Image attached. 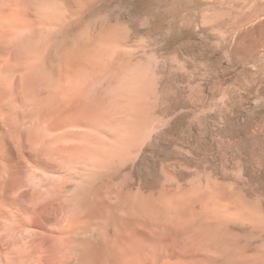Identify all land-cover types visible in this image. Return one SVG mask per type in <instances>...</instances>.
Listing matches in <instances>:
<instances>
[{"label":"bare ground","instance_id":"6f19581e","mask_svg":"<svg viewBox=\"0 0 264 264\" xmlns=\"http://www.w3.org/2000/svg\"><path fill=\"white\" fill-rule=\"evenodd\" d=\"M96 1L0 0V262L264 264L259 206L225 178L142 174L151 98ZM21 186L33 220L62 213L49 231L20 233Z\"/></svg>","mask_w":264,"mask_h":264},{"label":"rangeland","instance_id":"374dc122","mask_svg":"<svg viewBox=\"0 0 264 264\" xmlns=\"http://www.w3.org/2000/svg\"><path fill=\"white\" fill-rule=\"evenodd\" d=\"M94 4L92 17L114 26L128 43L127 72L138 82L144 77L151 98L148 137L136 136L145 144L136 158L144 160L142 174L154 187L168 169L185 173L180 178L187 182L225 178L227 191L259 206L260 232L256 241L250 233L246 238L264 256V0ZM18 190L9 208L20 233L33 221L49 231L62 213L48 207L33 220L24 187Z\"/></svg>","mask_w":264,"mask_h":264}]
</instances>
